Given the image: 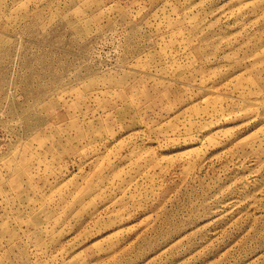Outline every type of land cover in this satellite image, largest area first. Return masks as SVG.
I'll list each match as a JSON object with an SVG mask.
<instances>
[{
    "label": "rangeland",
    "instance_id": "obj_1",
    "mask_svg": "<svg viewBox=\"0 0 264 264\" xmlns=\"http://www.w3.org/2000/svg\"><path fill=\"white\" fill-rule=\"evenodd\" d=\"M0 264H264V0H0Z\"/></svg>",
    "mask_w": 264,
    "mask_h": 264
}]
</instances>
